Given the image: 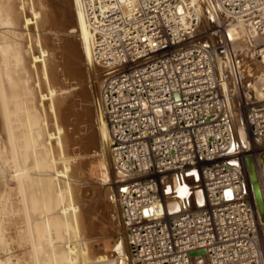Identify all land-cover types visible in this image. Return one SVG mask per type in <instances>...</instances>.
Returning <instances> with one entry per match:
<instances>
[{"label": "built area", "instance_id": "obj_1", "mask_svg": "<svg viewBox=\"0 0 264 264\" xmlns=\"http://www.w3.org/2000/svg\"><path fill=\"white\" fill-rule=\"evenodd\" d=\"M207 2L244 25L245 45L260 58L264 42L255 38L264 36V0ZM82 6L99 36L93 56L104 75L100 105L113 166L123 176L118 198L132 264H262L244 157L264 151V103L244 107L242 149L215 53L197 40L199 18L180 0ZM215 52L228 54L236 75L225 37ZM261 182L264 190V165ZM196 184L200 189L191 191Z\"/></svg>", "mask_w": 264, "mask_h": 264}, {"label": "bare ground", "instance_id": "obj_2", "mask_svg": "<svg viewBox=\"0 0 264 264\" xmlns=\"http://www.w3.org/2000/svg\"><path fill=\"white\" fill-rule=\"evenodd\" d=\"M63 2L61 11L58 0H0V264H132L118 198L123 176L113 166L100 105L104 78L95 98L90 87L88 61L99 36L88 24L82 0ZM185 2L199 18L197 40L215 53L220 92L238 146L246 148L241 112L247 105L264 103V94H254L253 81L264 79V53L255 57L259 60L242 62V45L233 41L244 42V25L217 13L207 0ZM79 9L83 27L91 29L88 36L92 31L96 37L90 48V38L81 35ZM224 37L238 61L236 75L228 70V54L215 52ZM93 69L97 75L102 71L97 64ZM262 153L256 159L245 157L254 164L264 207ZM197 189L198 184L191 191ZM179 194L186 196L187 189ZM256 213L264 264V223Z\"/></svg>", "mask_w": 264, "mask_h": 264}, {"label": "rangeland", "instance_id": "obj_3", "mask_svg": "<svg viewBox=\"0 0 264 264\" xmlns=\"http://www.w3.org/2000/svg\"><path fill=\"white\" fill-rule=\"evenodd\" d=\"M65 1H67V0H65ZM58 2H59V4H60V6H61V8H60V10L62 11L63 10V7L65 8V6L66 5H64V2H63V0H58ZM186 2H185V0H181V4H185ZM185 6H187L186 4H185ZM80 13H81V11H80V9H79V15H80ZM82 15V14H81ZM80 15V21H81V23H82V29L84 30V31H86V32H84L82 29H81V35L82 34H84L83 35V37H86L87 36V39H88V37L90 38V40H89V42H90V45H89V48L90 47H93V41L95 40V38L96 37H94V36H92L91 34H93V32L92 31H90V35H91V37H90V35L88 36V34H87V32H88V29L89 30H91L90 28H89V26H88V29L87 28H85L86 27V21H84L85 19H83L84 17H82ZM82 20H83V22H82ZM84 24V25H83ZM83 26H85V27H83ZM84 32V33H83ZM244 32V31H243ZM87 34V35H86ZM94 35V34H93ZM245 35V34H244ZM205 36H207V35H205ZM92 38H94V39H92ZM215 39V38H214ZM206 40H208V38L206 37ZM91 41H92V43H91ZM96 41V40H95ZM234 42V44L235 45H238V46H241L242 45V48L241 49H239L238 50V52L239 51H242L243 53H242V56H243V59L241 58V60H242V62H245V61H247V60H259V59H256L255 57H253L252 56V51H251V49H250V52H249V49H248V47H246V45H245V43L243 42V41H241V40H239V39H236V40H234L233 41ZM262 42H264V36L258 41V42H256V44H259V43H262ZM88 48V49H89ZM89 53H90V49H89ZM91 55L93 56V54H92V48H91V53H90V59L91 60H89L88 61V68H89V77H90V87H91V91H92V93H93V97H94V95H95V97H96V95H97V93H98V91H99V87H100V84H99V82H101L102 80H103V75H102V71H100V73L97 75V73L94 71V67H95V64L96 63H94L93 64V61H94V59H93V57H91ZM92 62V63H91ZM92 65V66H91ZM94 65V66H93ZM89 66H91V67H89ZM97 75V76H96ZM253 81H254V83L256 84L255 85V90H254V94L255 95H257L258 96V94L261 92L262 94H264V79H258L257 77H254L253 78ZM92 85V86H91ZM94 87V88H93ZM256 96V97H257ZM94 97V98H95ZM257 100H256V103H261V99L260 98H256ZM257 101H259V102H257ZM242 110V109H241ZM244 112H245V109H243L242 110V112H241V115H242V117L244 116ZM245 122V121H244ZM44 169H48L49 171H52V169L51 168H49V167H46V168H44ZM111 170V171H110ZM108 172H109V178H111L110 180L113 182L114 180H115V175H114V172H113V170H112V162H111V160L109 159V165H108ZM112 175V176H111ZM114 179V180H113ZM20 201V200H19ZM41 228H43V225H41ZM19 248V250H22L23 248L22 247H18ZM22 248V249H21ZM50 264H55V262L54 261H51V263Z\"/></svg>", "mask_w": 264, "mask_h": 264}, {"label": "water", "instance_id": "obj_4", "mask_svg": "<svg viewBox=\"0 0 264 264\" xmlns=\"http://www.w3.org/2000/svg\"><path fill=\"white\" fill-rule=\"evenodd\" d=\"M263 159H264V153L260 154L259 161L262 162ZM244 162H245L246 168L250 169V173L248 174V180H249V183L251 185V190L253 193V198H254L256 210H257L258 214L260 215L261 222L264 223V207H263V202H262V198L260 195L259 185L257 183V177H256L254 164L252 162V159L249 156H246L244 158Z\"/></svg>", "mask_w": 264, "mask_h": 264}]
</instances>
